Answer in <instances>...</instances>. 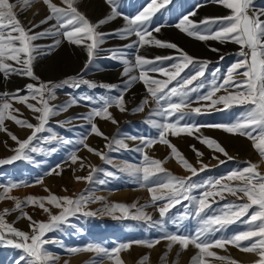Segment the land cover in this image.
Listing matches in <instances>:
<instances>
[{"label": "snow or ice", "instance_id": "6c2138e0", "mask_svg": "<svg viewBox=\"0 0 264 264\" xmlns=\"http://www.w3.org/2000/svg\"><path fill=\"white\" fill-rule=\"evenodd\" d=\"M78 2L79 0H61L63 6H60L53 0H16V3L0 0V74L5 80L12 75H17L37 82L36 84L27 83L24 88H17L15 92H0V131L7 132L17 145L10 149L14 153L12 156L0 159V166L10 165L21 160L32 161V153L44 151L34 144V141L43 143L57 141L65 145L72 143L62 137L54 135L42 137L39 134L51 131L46 127L51 117L67 111L68 108L81 101L85 104H97L98 107H93L87 114L79 118L84 119L91 126L88 129V134H95L107 141L105 147L109 151L125 149L141 154L142 159L138 164L124 162L114 166L118 168L119 172L130 177L131 182L146 188L151 194V200L150 203L139 207L136 204H108L107 201H104L105 206L102 209L92 212L87 210L88 204L103 201V197L87 193H81L75 197H59L49 192L46 197L28 196L21 200L10 195L12 190L29 187L32 184L15 181L6 183L0 185V201L12 200L14 207L5 208L0 212V247H11L20 251L21 254L15 264H57L59 257L49 252L45 246L49 243H58L63 248L64 245L53 239H46V235L50 232L63 230V226L71 227V218L77 214L86 217L104 214L116 220L140 222L148 229L159 230L163 235L155 240L120 242L111 249L97 243H89L84 247L67 248L66 251L69 254L94 252L100 259L94 260L92 264H103L105 260L111 264H123L120 258L122 251L129 250L133 245L152 248L159 244L161 239H165L169 241V249L173 245H179L181 251L186 250L189 245L198 249L197 255L192 258V264H213V261L208 258H214L221 264H237L230 257L220 256L212 251V249L227 251L226 245H230L242 253H252L258 257L254 264H264V174L258 171L259 165L246 161L247 166L242 169H235L225 176L209 180L206 184H196L191 182L192 176H196L198 171H204L208 165L198 159L197 162L201 164V167L199 169L193 167L168 139L169 134L192 136L200 133L201 128H216L250 140L252 147L260 156L261 163H264V19L260 18L264 16V9L254 8V0H212L213 3L229 10V14L223 17H205L203 20L195 21L190 19L197 14L198 9H194L182 15L175 24L171 25L181 33L198 41L215 40L220 43L231 42L239 46L240 50L236 55L240 59L231 64L226 73L222 75L217 68L212 73L213 79L210 82L209 90L200 95V89L205 86V82L200 78L205 76V70L211 61L192 57L177 44L161 41L153 36L154 32L159 33L165 26L161 24L153 26V17L171 4L172 0H150V3L142 10L131 16L125 15L120 10L121 0H105L109 12L96 23L91 22L85 14L78 10ZM34 3L42 4L47 9V14L39 23L29 22L30 26H25L14 9L20 6L23 11L31 8ZM38 14L36 13V15ZM118 17H122L125 22L122 28L111 32L99 31L102 25H106ZM51 21L54 23L49 24ZM41 25L49 26L40 32H35L34 29ZM132 36H135L136 39L122 47L111 49L103 47L110 37L127 40ZM48 37L54 38L53 44L43 46L34 43V41ZM63 41L81 47L86 53L87 59L83 70H87L102 52L107 51L110 53L111 59L118 60L123 64V76H129L133 70H138L139 75L129 76L124 88H119L115 84H97L84 79L81 74L68 76L59 82L40 81V78L34 73V62L38 56L55 51ZM145 46L173 49L178 55L148 58L139 54V50ZM125 49L135 50L133 53L134 62L127 58L128 53ZM210 50L219 52V49L216 48ZM220 59L223 60L224 57L221 56ZM166 61L172 63L166 64ZM190 65L195 69L194 73L182 77L181 73ZM149 73H159L167 78L157 80L150 77ZM137 81L143 82L148 96L132 111L134 113L142 112L149 104L148 97H151L155 107L150 110L149 118L144 123L156 129L158 135L155 137L126 136L122 139L105 136L94 120L100 118L118 124L109 109L115 107L121 113L127 111L124 96L128 88ZM170 84L172 87H169ZM81 85H87L90 89L97 87L109 91L115 89L120 94L101 97L81 95L70 97L69 101L61 105L51 103L56 99L57 89L65 86L78 89ZM221 91L224 94L217 95ZM22 92H26V94L21 95ZM193 93H197L195 98L192 96ZM29 101H35V103ZM209 101L210 103H203ZM14 103L25 105L34 114L33 118L37 123L33 124L29 120L21 118L20 110L14 107ZM194 103L199 106L192 107ZM234 106H241L244 111L235 120L228 123L198 124L193 119L195 116L207 115L213 111L224 112ZM173 117L175 119H172ZM74 119L77 118H70L68 122ZM6 120L13 121L18 127L30 129L31 134L26 139L20 140L16 135L8 132L5 127ZM182 121L183 123H181ZM196 138L201 144L206 145L214 152L223 154L228 160L234 159L215 139L203 134L197 135ZM86 139L87 136H82L77 143L90 153H94L105 163L114 164L105 153L88 146L85 143ZM128 139L139 141V144L136 148L129 149L125 142ZM157 143L166 145L171 150L168 158H175L177 163L191 172V176L187 178L175 176L162 166L168 158L158 160L150 157L146 149L152 148ZM49 151L55 152L56 149L52 148ZM78 151L77 148L68 156V160L72 164H76L80 159L77 156ZM193 151H196L197 157L202 155L195 149V146H193ZM213 159L218 160L219 164L225 163V160L219 159L218 156H213ZM84 166L81 162V168ZM90 167L91 171L88 175L77 176L76 180L103 185L107 181L95 180L96 172L102 171L106 177L116 176V173L112 171ZM60 168L61 165L58 164L55 168L49 169L45 175L53 173L60 175L61 172L57 171ZM223 181H239V183L232 186L230 183H223ZM34 183H43V179L38 178ZM197 188L204 189L198 198L191 195L192 191ZM161 190L166 191L162 192ZM224 192L236 196L240 200L246 198V202L239 204L230 202L220 209L214 210L212 214H208L206 210L211 207L208 202L209 198L220 196L221 199H224ZM158 201H163V203L158 204ZM182 201H189L192 205L191 210L186 208L182 215L169 217L168 212ZM29 206L41 209L47 214L48 219L46 221L35 220L25 211ZM151 206L158 208L159 219L154 220L153 216L145 211ZM52 208L58 209L59 212L53 214ZM13 212H19L17 220L26 219L29 222V231L17 229L13 223L6 220V217ZM189 217L196 218L199 226L194 233L181 234L180 226L183 220ZM243 217H247V219H242ZM169 221L176 226V232L167 230ZM237 221L247 225V228L230 237L214 238L217 232H221ZM146 260H148V256L141 258V262Z\"/></svg>", "mask_w": 264, "mask_h": 264}, {"label": "rangeland", "instance_id": "374dc122", "mask_svg": "<svg viewBox=\"0 0 264 264\" xmlns=\"http://www.w3.org/2000/svg\"><path fill=\"white\" fill-rule=\"evenodd\" d=\"M10 3H16V0H9ZM57 5H61V0H53ZM150 0H121V11L125 15H135L137 12L143 9ZM210 2H203L202 0H172L165 9L153 17V26L156 24L165 25L161 28L159 33H153L156 39L161 41L173 42L177 44L190 56L199 60H208L211 63L205 70V76L200 78L205 82V86L200 89L199 94L203 95L209 90L210 82L212 81V73L218 68L220 74L226 73L228 67L236 60L240 59L236 53L240 49H236L234 43H220L215 40H209L206 42L195 40L184 33H181L178 29L171 26L175 24L179 18L187 14L188 12L198 9L197 14L194 17H190L195 21L203 20L205 17H223L222 8H215L209 6ZM211 5V4H210ZM199 6V7H198ZM78 10L93 23L103 19L109 12V7L105 3V0H79L77 4ZM253 7L256 9H264V0H254ZM18 14V18L25 26H30L29 22L39 23L41 19L47 14V9L40 3H34L31 8L21 10L18 6L14 9ZM36 13H39L36 15ZM251 14V13H250ZM264 19V18H263ZM54 21L49 22V24ZM124 20L122 17L109 22L106 25H102L99 31L111 32L124 26ZM49 25H41L39 28L34 29L35 32H40ZM136 37L132 36L127 40H120L118 38L110 37L107 43L103 46L105 49H111L116 47H122L125 44L131 43ZM38 45H51L54 43V38L48 37L34 41ZM227 44V45H225ZM219 49V52H213L210 49ZM46 51V49H45ZM128 53V59L134 62V49H125ZM139 54L148 58H155L156 56H177L173 49L158 48L154 46H145L139 50ZM224 59L221 60L220 57ZM86 53L81 47L68 44L63 41L55 51L50 54L40 55L34 62V73L40 78V81L47 82H59L67 78L68 76H76L81 74L84 79L96 82L97 84H115L119 88H124L125 82L131 75H139L138 70H133L129 73V76H123V64L118 60L110 58V53L105 51L96 58L91 66L87 70L84 69L86 61ZM166 64H171V61H166ZM83 70V71H82ZM195 69L190 65L181 73V76H188L193 74ZM149 76L163 80L167 77L160 75L159 73H149ZM238 79H240L238 77ZM27 83H34L29 78L12 75L5 80L0 74V92L8 91L15 92L17 88H24ZM196 83V82H194ZM175 84V81H173ZM172 87V84L169 85ZM26 94L22 92L21 95ZM120 93L117 90H106L104 88L90 89L87 85H81L80 88L74 89L70 87H63L56 90V99L51 101L54 105H61L69 101L70 97H79L81 95H91L94 97L101 96H118ZM224 94L223 91L217 93V95ZM197 93H193L195 98ZM145 86L142 81L133 83L125 93L124 99L126 101L125 107L127 111L121 113L117 108L112 107L109 111L113 117L118 121V124H113L108 120L96 118L94 123L103 132V134L109 138H124L126 136H145L155 137L158 135V131L152 128L150 125L144 123L149 118V112L155 107L154 101L151 97H148L149 104L145 106L142 112L134 113L132 109L138 107L141 101L147 97ZM35 103V101H29ZM203 103H210L203 102ZM97 104H85L81 101L79 104L72 106L63 111L60 114L50 118L46 127L51 131H45L39 135L42 137L56 136L62 137L72 141L69 144L58 143L57 141H51L43 143L40 141H34L39 148L44 149L43 152L32 153V161H16L10 165L0 166V185H4L10 182H27L32 184L29 187H19L13 189L10 193L11 196H15L21 200H24L28 196L34 197H46L49 192L59 197L70 196L75 197L81 193H87L89 195H95L103 197V201L92 202L88 204L87 210L92 212H98L102 209L107 201L108 204H136L137 207L150 203L151 194L146 188L140 187L138 184L131 182V178L126 174L118 171V168L114 165H121L124 162L131 164L140 163L142 156L140 153L120 149L119 151H109L105 144L107 141L95 134H88V129L91 127L87 121L82 118L93 107H98ZM199 104L194 103L192 107H197ZM15 108H19L21 118L29 120V122L36 124L37 121L33 118L34 114L25 106L19 103H14ZM244 111L241 106H234L224 112H211L207 115L195 116L193 119L198 124H218L228 123L233 121ZM76 117L77 119L71 120L70 118ZM158 119L157 117H153ZM172 119H175L173 117ZM67 122V123H63ZM14 123L11 120L5 121V127L8 132L16 135L20 140L26 139L31 130L27 128H21L16 125L12 128L11 124ZM183 123V121L181 122ZM203 134L210 138L215 139L226 152L234 159L228 160L221 153L214 152L206 145L201 144L196 138L197 135ZM87 136L85 143L99 151H102L111 159L114 164H107L101 160L94 153H90L86 148L79 145L77 141L80 137ZM168 139L177 147V149L183 154V156L193 165V167L199 169L201 164L198 163V159L207 164L208 167L204 171H198L196 176H192V181L196 184H206L209 180L225 176L231 173L235 169H242L247 166L246 161L256 163L259 165L258 171L264 174V163H261L258 152L252 147V143L245 137L234 136L223 132L216 128H201L200 133L189 136L181 134L179 136H172L169 134ZM129 149H134L139 144V141H133L128 139L125 141ZM195 149L202 153L200 157H197ZM17 147L16 143L8 136L7 132L0 131V159H5L12 156L14 153L10 151ZM55 148V152L49 151V149ZM79 149L77 156L80 158L76 164H72L68 160L69 154ZM170 149L163 144L157 143L152 148L146 149L147 154L153 159L165 160L170 157ZM251 153H254L257 157H253ZM213 156H218L219 159L225 160L224 164H219L218 160L213 159ZM81 162L85 165L81 168ZM61 165L60 175L53 173L52 175H45V173L55 168L56 165ZM98 169H104L106 171H112L116 173L115 177H106L104 172H96L94 179L106 180L103 185L99 183L89 184L85 181H77V176H86L91 171V167ZM168 172L179 177H189L191 172L185 170L175 158H168L166 163L162 165ZM38 178L43 179V183H34ZM223 183H230L235 186L239 181H223ZM219 187V186H217ZM48 189V191H45ZM87 190H91L88 192ZM166 191V190H161ZM203 188L194 189L191 193L192 196L200 197L203 193ZM224 199L220 196H214L209 198L211 207L207 209L208 214H212L214 210L220 209L225 204L232 203H244L245 200L237 199L236 196H232L227 192L223 193ZM158 204L163 201H158ZM14 207V201L3 200L0 201V212L5 208L11 209ZM186 208L191 210L192 205L189 201H182L180 204L173 207L169 212V217H176L182 215ZM25 211L32 215L35 220L46 221L48 216L39 208L27 207ZM53 214L59 212L58 209L52 208ZM145 211L153 216V219H159V212L156 206H151L145 209ZM251 212V210H250ZM19 212H13L6 217L9 223H13L17 229L23 231H29L28 221L26 219L17 220ZM118 215V214H117ZM242 219H247L243 217ZM71 227L63 226V230L50 232L46 235V239H53L61 242L64 247H60L58 243H49L45 247L52 254L59 257L57 264H92L94 260H99L100 257L94 252H80L78 254H69L66 249L72 247H84L89 243H97L106 248L116 247L120 242L135 241V240H155L163 235L162 232L153 228L148 229L140 222L132 220H116L111 216L104 214H97L95 216H83L77 214L71 218ZM196 218L189 217L183 220L180 226V233H194L198 228ZM247 228V225L237 221L236 223L229 225L221 232H217L214 238L220 236H228L243 231ZM167 230L169 232H176L177 228L169 221L167 223ZM247 243V242H246ZM169 241L161 239L159 244H156L152 248H147L142 245H133L129 250L122 251L120 258L123 264H138L141 262V258L148 256V260L142 261L141 264H192V258L197 255L198 249L189 245L186 250L181 251L179 245H173L171 249L168 248ZM227 251L222 249H212L220 256H228L232 261L237 264L243 263V256L249 253H242L238 249L233 248L230 245H226ZM179 253V256H177ZM19 250L12 249L11 247H0V264H15L16 259L20 255ZM163 258V259H162ZM213 261V264H221L220 261L214 260V258H208ZM103 264H111V262L105 260ZM254 264V262H253Z\"/></svg>", "mask_w": 264, "mask_h": 264}, {"label": "bare ground", "instance_id": "6f19581e", "mask_svg": "<svg viewBox=\"0 0 264 264\" xmlns=\"http://www.w3.org/2000/svg\"><path fill=\"white\" fill-rule=\"evenodd\" d=\"M203 2H210L209 3V6L212 8V7H215V8H222V10H223V16H226V15H228L229 14V10H227V9H225L224 7H222V6H220V5H218V4H216V3H213L212 2V0H202ZM211 4V5H210ZM261 19H263L264 18V16H261L260 17ZM225 45H227V44H225ZM234 45H236L235 43H234ZM236 49L238 50L239 49V46L238 45H236ZM11 127L12 128H14V127H16V125L14 124V123H12L11 124ZM8 128V127H7ZM17 128V127H16ZM251 155L253 156V157H257L254 153H251ZM244 258H243V263H246V264H253V262L255 261V260H257L258 259V257H256L254 254H252V253H249V254H246V255H244L243 256Z\"/></svg>", "mask_w": 264, "mask_h": 264}]
</instances>
